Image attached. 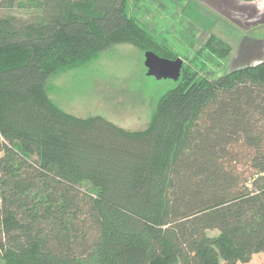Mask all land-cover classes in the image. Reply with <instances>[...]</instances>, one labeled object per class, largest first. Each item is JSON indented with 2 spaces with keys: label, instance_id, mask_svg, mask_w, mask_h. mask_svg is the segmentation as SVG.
Masks as SVG:
<instances>
[{
  "label": "trees",
  "instance_id": "obj_1",
  "mask_svg": "<svg viewBox=\"0 0 264 264\" xmlns=\"http://www.w3.org/2000/svg\"><path fill=\"white\" fill-rule=\"evenodd\" d=\"M127 2L0 0V264L264 253V59L215 78L233 47L210 33L143 130L72 115L50 96L53 77L117 45L180 56Z\"/></svg>",
  "mask_w": 264,
  "mask_h": 264
},
{
  "label": "rangeland",
  "instance_id": "obj_2",
  "mask_svg": "<svg viewBox=\"0 0 264 264\" xmlns=\"http://www.w3.org/2000/svg\"><path fill=\"white\" fill-rule=\"evenodd\" d=\"M127 1L129 13L179 52L185 66L190 64L185 57L191 60L210 33L233 47L232 54L215 67V78L264 59L259 58L264 45V0L248 6L241 0ZM13 12L26 13L21 8ZM145 52L132 44L103 51L83 66L53 77L50 96L72 115L102 116L124 129L143 130L151 122L158 97L176 84L148 75ZM217 233L210 231V235Z\"/></svg>",
  "mask_w": 264,
  "mask_h": 264
},
{
  "label": "water",
  "instance_id": "obj_3",
  "mask_svg": "<svg viewBox=\"0 0 264 264\" xmlns=\"http://www.w3.org/2000/svg\"><path fill=\"white\" fill-rule=\"evenodd\" d=\"M184 60L181 57L169 59L159 56L153 51L145 52V66L149 76L157 79L179 80Z\"/></svg>",
  "mask_w": 264,
  "mask_h": 264
},
{
  "label": "crops",
  "instance_id": "obj_4",
  "mask_svg": "<svg viewBox=\"0 0 264 264\" xmlns=\"http://www.w3.org/2000/svg\"><path fill=\"white\" fill-rule=\"evenodd\" d=\"M257 1H255V2H257ZM260 1H262V0H260ZM245 4H246L245 6H248L249 3L246 2ZM262 57H264V45H263L262 51H261V53L259 55L260 59H263ZM244 264H264V253H260V254L254 255L250 262L244 263Z\"/></svg>",
  "mask_w": 264,
  "mask_h": 264
}]
</instances>
